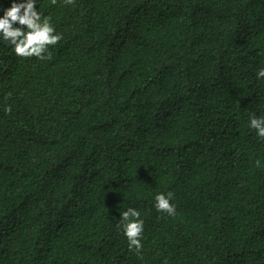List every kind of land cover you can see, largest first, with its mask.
I'll use <instances>...</instances> for the list:
<instances>
[{"label": "trees", "instance_id": "trees-1", "mask_svg": "<svg viewBox=\"0 0 264 264\" xmlns=\"http://www.w3.org/2000/svg\"><path fill=\"white\" fill-rule=\"evenodd\" d=\"M36 7L46 59L0 41V264H264V0Z\"/></svg>", "mask_w": 264, "mask_h": 264}, {"label": "clouds", "instance_id": "clouds-1", "mask_svg": "<svg viewBox=\"0 0 264 264\" xmlns=\"http://www.w3.org/2000/svg\"><path fill=\"white\" fill-rule=\"evenodd\" d=\"M66 2L71 3V0ZM36 5L37 0H10V5L3 8L0 14V41L11 45L12 52L18 57H36L43 60L47 58L44 54L48 46L61 40V35L55 32L49 18H41ZM256 76L258 79L264 78V67L257 71ZM249 127L255 130L258 137L264 138V117L250 116ZM171 197L170 192L167 195L156 194L155 208L169 215L174 214L175 206L170 203ZM139 217L140 212L129 207L120 213L119 219L129 249L134 247L137 252L142 247L143 231V221Z\"/></svg>", "mask_w": 264, "mask_h": 264}]
</instances>
